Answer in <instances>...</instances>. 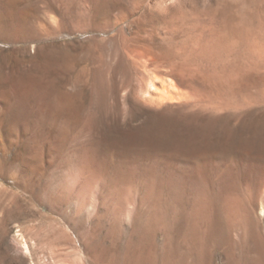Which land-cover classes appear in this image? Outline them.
Wrapping results in <instances>:
<instances>
[{
  "label": "rangeland",
  "instance_id": "374dc122",
  "mask_svg": "<svg viewBox=\"0 0 264 264\" xmlns=\"http://www.w3.org/2000/svg\"><path fill=\"white\" fill-rule=\"evenodd\" d=\"M0 264H264V0H0Z\"/></svg>",
  "mask_w": 264,
  "mask_h": 264
},
{
  "label": "bare ground",
  "instance_id": "6f19581e",
  "mask_svg": "<svg viewBox=\"0 0 264 264\" xmlns=\"http://www.w3.org/2000/svg\"><path fill=\"white\" fill-rule=\"evenodd\" d=\"M158 77H151L147 83L145 95L150 97H148L150 101L161 105L163 103L181 102L187 99L186 93L179 90L174 80L167 79L158 83ZM23 245L25 250L29 252L28 244L25 242Z\"/></svg>",
  "mask_w": 264,
  "mask_h": 264
},
{
  "label": "water",
  "instance_id": "95a60500",
  "mask_svg": "<svg viewBox=\"0 0 264 264\" xmlns=\"http://www.w3.org/2000/svg\"><path fill=\"white\" fill-rule=\"evenodd\" d=\"M176 84H177V86H178V88H179L180 91L186 93L187 98H188L187 100H189L192 97V93L188 89L182 87L179 83L176 82Z\"/></svg>",
  "mask_w": 264,
  "mask_h": 264
}]
</instances>
